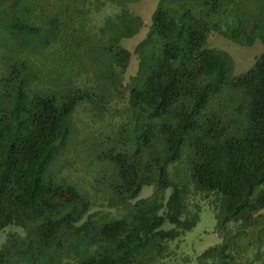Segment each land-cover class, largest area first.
<instances>
[{
    "label": "trees",
    "instance_id": "trees-1",
    "mask_svg": "<svg viewBox=\"0 0 264 264\" xmlns=\"http://www.w3.org/2000/svg\"><path fill=\"white\" fill-rule=\"evenodd\" d=\"M137 1L0 0V264H167L205 201L182 263L262 264L264 4ZM213 33L262 50L235 74Z\"/></svg>",
    "mask_w": 264,
    "mask_h": 264
},
{
    "label": "rangeland",
    "instance_id": "rangeland-1",
    "mask_svg": "<svg viewBox=\"0 0 264 264\" xmlns=\"http://www.w3.org/2000/svg\"><path fill=\"white\" fill-rule=\"evenodd\" d=\"M158 0H138L135 3L131 4V7L133 9V12L137 15H139L144 23H149L150 16L152 11L154 10ZM244 6L245 8L249 7L251 8H260L264 4V0H244ZM103 14L101 13L102 19ZM146 33V26L143 25V27L136 33L135 35L124 38L121 40V44L125 46L127 49H129L132 54L130 58L129 65L125 72V81L129 80V77L133 74H135L137 69V58L136 55L133 53L134 46L145 36ZM208 45L211 47H216L223 49L227 51L234 60V73L239 74L241 72H244L254 61L255 56H257L261 50H262V44L259 41H255V43L251 46L246 45H240L237 44L229 39H226L222 36H220L217 33H213L208 38ZM1 50V49H0ZM48 64H50L52 68L59 66L58 59H47ZM62 63V62H61ZM49 69H47L48 71ZM54 70V69H53ZM78 120V118H76ZM114 121L111 122H103L100 123L101 131L107 132L110 131L112 128H114ZM92 129L95 127L91 126ZM87 187H90L89 185H86ZM151 192V189L149 186H144L142 188V191L140 193V196H146ZM170 192V189L166 190V193L168 194ZM204 204L200 210L199 213V219L196 222V224L188 231H186L181 237L178 239H175L171 241V244H173V253L171 254L170 258L167 260V264H183L182 263V255L189 254L191 257H193L195 254L199 253L201 250H203L205 247L214 244L220 240L219 233L213 231V229L216 226V220L214 217V211L212 207L206 203ZM262 215H264V209L261 210ZM262 222H260L259 225L264 226V216L260 218ZM169 223H165L163 225V228H169ZM250 235H254L253 233ZM253 242V239L250 238ZM3 240V238H0V242ZM262 264H264V255H262ZM166 264V263H164Z\"/></svg>",
    "mask_w": 264,
    "mask_h": 264
}]
</instances>
